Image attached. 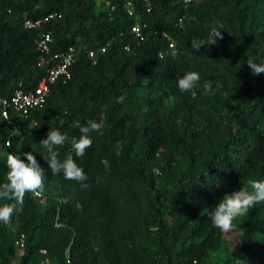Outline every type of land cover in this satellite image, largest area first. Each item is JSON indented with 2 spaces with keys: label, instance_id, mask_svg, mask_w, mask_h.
I'll return each mask as SVG.
<instances>
[{
  "label": "trees",
  "instance_id": "1",
  "mask_svg": "<svg viewBox=\"0 0 264 264\" xmlns=\"http://www.w3.org/2000/svg\"><path fill=\"white\" fill-rule=\"evenodd\" d=\"M108 1L114 9L96 0H0V97L44 74L34 30L22 27L23 18L59 13L47 24L53 49L74 47L70 77L49 85L40 108L26 117L11 111L14 127L0 117V184L9 154L26 160L23 152H32L45 171L43 194L26 193L15 224L0 223V264H226L208 258L224 235L209 214L225 193L251 191L249 180H264V73L254 75L244 63L264 64V0H196L186 7L182 0H148L149 11L130 0L132 15L126 0ZM134 22L138 38L129 32ZM219 23L223 39L194 52L191 41ZM189 71L200 81L181 92L177 80ZM208 81L213 90L205 94ZM89 120L104 126L102 134L89 133L83 157L72 153L88 176L83 187L51 174L39 141L49 130L78 138L74 122ZM58 152L64 160L70 144ZM233 224V259L264 264V203Z\"/></svg>",
  "mask_w": 264,
  "mask_h": 264
},
{
  "label": "clouds",
  "instance_id": "2",
  "mask_svg": "<svg viewBox=\"0 0 264 264\" xmlns=\"http://www.w3.org/2000/svg\"><path fill=\"white\" fill-rule=\"evenodd\" d=\"M190 0H185V4ZM224 25L218 24V27L213 26L205 39L192 40V50L199 51L200 48L208 47L209 45L217 44L218 40L223 39L222 31ZM250 71L254 75L264 73V64L255 62L252 58H246L245 62ZM200 81L198 72L189 71L177 80V87L181 92L192 91ZM204 93L212 92V82H205ZM124 96L117 98V103H122ZM80 132V136L69 137L66 133L59 130H49L46 135L40 139V145L47 151L46 162L52 175L63 173L66 180H73L81 183L83 187H87L84 183L88 180V176L83 169L78 166L75 157H83L86 150L91 147L92 139L89 133L100 132L102 134L103 122L89 120L86 125H82L79 121L73 125ZM35 128L40 127L34 125ZM70 144L71 152L64 160L58 159V148ZM10 146V145H9ZM117 155H120L121 143H117ZM21 155L9 154L7 156V178L6 182L0 184V200L14 201L15 203L0 204V223L10 224L13 214L20 210L17 205L21 206L24 203L26 193H31L35 197H39L44 191L45 171L38 163L32 152H23ZM104 167H109V161L104 159L101 161ZM248 184L251 191L247 188L228 192L217 202L214 210L209 214L212 225L221 232L227 233L234 229L233 220L237 217L245 216L257 204L264 203V180H249Z\"/></svg>",
  "mask_w": 264,
  "mask_h": 264
},
{
  "label": "built area",
  "instance_id": "3",
  "mask_svg": "<svg viewBox=\"0 0 264 264\" xmlns=\"http://www.w3.org/2000/svg\"><path fill=\"white\" fill-rule=\"evenodd\" d=\"M98 3H104L105 6L109 7L110 10L114 9V5L108 0H96ZM196 0H190L193 2ZM145 5V10L149 11L148 0H141ZM183 6L186 7L185 0H182ZM189 2V3H190ZM126 14H133V4L130 0L125 1ZM60 17L59 13L51 12L45 14L39 18H23L22 27L24 29L34 30V48L39 54L37 61V66L43 68L44 74L37 81L34 86L22 89L16 88L8 97H0V117L11 127H14L13 119L10 115L11 111L19 114L20 116L26 117L30 110L40 108L48 94L49 85L60 81L64 83L69 77V68L74 61V47L72 45H67L62 48L53 49L55 42L53 40L51 30L47 28V24L57 20ZM183 16H177L174 20V24L177 26H182ZM129 32L134 38H138L141 33V26L139 22H134L129 26ZM168 39L167 48L171 49L174 53V45L169 36L163 33ZM128 45L124 46L127 49ZM105 46H101L98 51L100 53L104 52ZM87 56L91 60H95L94 51L88 50ZM5 146H9V141L4 142ZM14 245L17 249L23 246V235L20 234L14 241ZM44 253L43 250H41ZM45 264L47 260L43 261Z\"/></svg>",
  "mask_w": 264,
  "mask_h": 264
},
{
  "label": "rangeland",
  "instance_id": "4",
  "mask_svg": "<svg viewBox=\"0 0 264 264\" xmlns=\"http://www.w3.org/2000/svg\"><path fill=\"white\" fill-rule=\"evenodd\" d=\"M43 206V201L40 200L39 201V208H42ZM16 222V220L14 218H12L11 223L12 225H14ZM236 229H233L230 232L224 233V235H222V240L219 242V244L217 245V247L214 248V250L210 251L209 250V254H208V258L212 259V260H217L219 262L223 261L226 264H240L238 263L237 260L233 259L234 254L236 253L237 250V243H236ZM19 251H16L15 254V258L18 256Z\"/></svg>",
  "mask_w": 264,
  "mask_h": 264
}]
</instances>
